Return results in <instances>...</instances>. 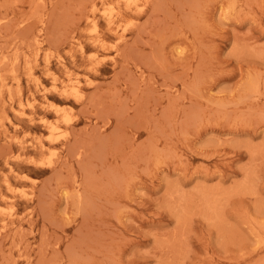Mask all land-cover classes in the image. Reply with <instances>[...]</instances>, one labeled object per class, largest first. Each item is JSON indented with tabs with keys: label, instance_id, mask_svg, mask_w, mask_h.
Wrapping results in <instances>:
<instances>
[{
	"label": "rangeland",
	"instance_id": "rangeland-1",
	"mask_svg": "<svg viewBox=\"0 0 264 264\" xmlns=\"http://www.w3.org/2000/svg\"><path fill=\"white\" fill-rule=\"evenodd\" d=\"M115 1L0 0V264H264V0Z\"/></svg>",
	"mask_w": 264,
	"mask_h": 264
},
{
	"label": "bare ground",
	"instance_id": "bare-ground-1",
	"mask_svg": "<svg viewBox=\"0 0 264 264\" xmlns=\"http://www.w3.org/2000/svg\"><path fill=\"white\" fill-rule=\"evenodd\" d=\"M115 1V0H114ZM117 1V0H116ZM115 1V2H116ZM105 7V6H104ZM109 7V6H108ZM110 8V7H109ZM124 8H126V7H124ZM257 17V16H256ZM125 25H128L127 23L125 24ZM135 25V24H134ZM133 26V25H132ZM125 31V30H124ZM88 82H90V81H88ZM77 84V83H76ZM89 84H92L91 82L89 83ZM86 85H87V82H86ZM72 90H73V92L76 94V95H78V94H80V89H79V87L78 86H76V85H73V87H72ZM45 91V90H44ZM83 95V94H82ZM47 99V98H46ZM79 99V98H78ZM48 100V99H47ZM68 119L69 118H67V121H68ZM13 121V120H12ZM13 123V122H12ZM48 125H51V124H49V122H48ZM47 125V126H48ZM13 127V126H12ZM54 127V126H53ZM51 128V127H50ZM51 130V129H50ZM49 130V131H50ZM53 131H54V129H53ZM32 132V131H31ZM50 132H52V131H50ZM15 134V133H14ZM49 136V135H48ZM53 136V135H52ZM65 137V136H64ZM50 138H51V135H50ZM11 139V138H10ZM13 139V138H12ZM52 139H50V141H51ZM54 142V141H53ZM52 150V149H51ZM50 151V150H49ZM50 155H52V153H50ZM50 158V157H49ZM48 159V158H47ZM48 161H50V160H48ZM17 169V168H16ZM29 177V176H28ZM19 191V190H18ZM20 193H22V192H20ZM27 196V195H26ZM23 197V196H22ZM9 200V199H8ZM4 209V208H3ZM10 210V209H9ZM8 210V211H9ZM7 211V212H8ZM6 212V211H5ZM9 212H12L11 210L9 211ZM2 213V212H1ZM9 215V214H8ZM3 222V221H2ZM4 229V228H3Z\"/></svg>",
	"mask_w": 264,
	"mask_h": 264
}]
</instances>
